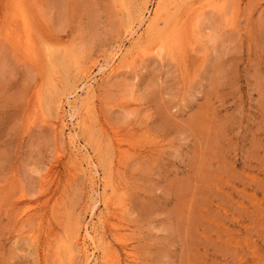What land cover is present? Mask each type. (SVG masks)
Returning a JSON list of instances; mask_svg holds the SVG:
<instances>
[{
	"label": "rangeland",
	"instance_id": "obj_1",
	"mask_svg": "<svg viewBox=\"0 0 264 264\" xmlns=\"http://www.w3.org/2000/svg\"><path fill=\"white\" fill-rule=\"evenodd\" d=\"M0 264H264V0H0Z\"/></svg>",
	"mask_w": 264,
	"mask_h": 264
},
{
	"label": "bare ground",
	"instance_id": "obj_2",
	"mask_svg": "<svg viewBox=\"0 0 264 264\" xmlns=\"http://www.w3.org/2000/svg\"><path fill=\"white\" fill-rule=\"evenodd\" d=\"M112 61V60H111ZM88 235V234H87ZM95 250V249H94Z\"/></svg>",
	"mask_w": 264,
	"mask_h": 264
}]
</instances>
